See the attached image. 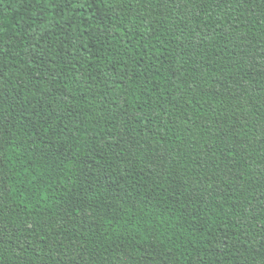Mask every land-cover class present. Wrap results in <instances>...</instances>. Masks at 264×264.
<instances>
[{"label": "trees", "instance_id": "1", "mask_svg": "<svg viewBox=\"0 0 264 264\" xmlns=\"http://www.w3.org/2000/svg\"><path fill=\"white\" fill-rule=\"evenodd\" d=\"M0 264H264V0H0Z\"/></svg>", "mask_w": 264, "mask_h": 264}]
</instances>
